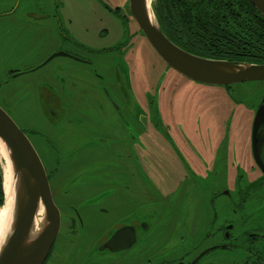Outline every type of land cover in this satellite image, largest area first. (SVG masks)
I'll list each match as a JSON object with an SVG mask.
<instances>
[{"label": "rangeland", "instance_id": "obj_1", "mask_svg": "<svg viewBox=\"0 0 264 264\" xmlns=\"http://www.w3.org/2000/svg\"><path fill=\"white\" fill-rule=\"evenodd\" d=\"M59 5L62 30L87 49L76 48L68 38L63 44L50 21L48 27L33 29L22 23L28 16L0 17V105L21 128L43 131L64 153L58 155L47 139L29 134L51 174L53 195L62 210L59 240L46 264L155 263L166 254L158 256L160 241L167 242L164 250L177 244V256L188 249L194 221L197 232L206 230L208 216L214 215L208 202L222 188L230 192L216 199V226L234 222L235 235L257 231L254 222L243 229L240 218L253 215V221L264 223V190L245 193L247 185L262 174L255 167L251 141L264 81L225 86L192 80L170 67L147 39L115 50L128 35L122 12L117 16L107 9L105 0H60ZM59 48L91 63L66 55L46 62ZM117 76L132 99V117L127 114L126 119L147 126L146 137L132 143L130 154L123 158L117 153H124V146L117 140L123 130L127 141L130 130L124 129L117 105L106 106L109 114L98 103L86 105L91 98L106 103L105 87L113 96L116 90L122 94ZM87 81L94 87L93 96L82 100L84 105L77 110L65 107L63 88L77 82L75 88L84 96L89 94ZM218 154L226 155V163ZM224 164L226 177L219 175ZM241 173L245 175L242 184ZM125 183L131 191H125ZM241 193L245 197H239ZM69 203L80 207L90 225H113L125 209L139 218L141 212L155 209L149 214L152 228L146 233L153 247L145 252L140 244L121 254L96 253L92 250L96 234L90 236L84 230L72 234L70 217L75 213ZM263 247L264 242L257 246ZM233 257L211 258L205 264H241L237 255Z\"/></svg>", "mask_w": 264, "mask_h": 264}, {"label": "flooded vegetation", "instance_id": "obj_2", "mask_svg": "<svg viewBox=\"0 0 264 264\" xmlns=\"http://www.w3.org/2000/svg\"><path fill=\"white\" fill-rule=\"evenodd\" d=\"M59 3H60V0H0V17L2 18L4 16H9V15L28 16L29 20L22 19V23L23 25L30 26L33 29H40L43 26L48 27L49 23H47V21H50V26H53V24L55 25V28L58 31V34L63 44L66 43L65 41L68 38L70 40V43L76 48L79 47L81 49H87L88 48L87 46L81 45L78 42H74V38L72 37L73 38L72 39L69 35H66L65 32L62 30L63 25H62V19L59 13V9H60ZM105 4H106V8L111 10L117 16L120 15L119 13L122 12L121 16L124 19V24L126 28L125 32L128 35L125 41H121L120 43H118L115 50H119V51L126 50L125 46L127 44L129 46L131 43H135L137 40H139V38L147 39L137 19L132 13L131 0H105ZM62 36H64L63 39H62ZM60 51L69 53V55H66V56H71L77 60H80L88 64L91 63L88 59L80 56L79 54L69 51V50H62V48H59V50H57L55 53L60 52ZM51 56L47 59L46 62L50 61L52 58L55 57L54 56L51 58ZM117 80L119 82L117 84L118 88L122 90L123 92L122 94H119L117 90L114 91V96H115L114 97L113 94L110 92V90L107 87H105L104 92L107 98L106 103H104L103 101L96 102L95 98L94 99L91 98V96H93L94 87L93 86L89 87L88 81L85 84V92L89 94H86L84 96H83L82 91L75 88L76 86H78L77 82L76 83L71 82L70 85H68L67 87H64L63 90L64 92H66L65 96L67 98L63 100V102H64L65 107L70 108L71 110L73 109L77 110L78 107H82L84 105L82 103V100L91 98L89 101H87L86 105L93 106L94 104L98 103L100 108H104L103 110L106 112V114H109L110 112L109 107H106V106L109 105V103L116 104L117 110L115 109V111L120 114V117L122 118L123 123H124V129L126 131L130 130L129 135L127 136V141L123 133V130H121L120 132V134H123V137H118V140H117L118 144L120 145L123 144L124 146L125 152L122 153L118 151L117 153L120 155L119 158H123L125 157V154H130L129 147H131L132 143L134 144L137 141L141 143V140H143V138L146 137L147 126L142 121H139L136 123L134 120H132V122H129V120L126 119L127 114H128L129 119L132 117V113H131L132 99L130 97V94L127 93V91L124 92L125 88L123 84L121 83L120 78L118 76H117ZM226 86H231V85H226ZM116 100H118L121 104L118 103ZM160 123H161L160 120L157 121L156 126H160ZM132 128H134V130H132ZM27 131H28L27 134L31 140L32 138L29 134H32V137L35 139L37 137L38 140L47 139L52 144V146H54L55 151L58 155L64 154L62 148L57 146V144H55L49 136L45 135L43 131L36 129V128H30L31 133H29V130ZM101 140L103 143H105L104 138H101ZM132 140H134V142ZM251 150H252V156H253L255 167L259 170L258 172H262V174L260 173L261 175L258 178L253 179L250 182V184L247 185V187L249 186L247 191L245 192L247 195L252 194V192H258L260 190H264V181H261L262 179L264 180V169L257 163L254 157L252 141H251ZM103 151H107L106 147L103 148ZM134 152L136 154V150H134ZM263 152H264V142L262 143V148H261V158L264 163V153ZM108 153H110V151ZM218 156L217 157L219 160L224 158V163H226V159H225L226 155L218 154ZM225 170L226 169H225V164H224L222 166V171L220 172L219 175L221 176L225 175ZM192 174H194L193 179L197 180L195 172H193ZM48 175L51 181V178H50L51 174L48 173ZM239 176H241L240 183L242 184L243 183L242 177L245 175L241 173ZM238 181H237V184H238ZM193 182L194 181L192 180L191 182L192 187H194ZM130 186L131 185H129L128 183H125L126 192L131 191L129 189ZM240 187H241L240 189V192H241L242 186ZM229 192L230 191L227 188H222L219 190V192L217 193L215 192L213 194V197L208 202V207L210 210L212 211L214 210V215L211 217L210 215L208 216L207 221L205 223L207 224V228L206 230L203 231V233L201 231L197 232L195 230L197 229L196 227H198V225H196L197 222L195 221L193 222L192 226L194 228V231H191L189 234L188 249L186 251L178 254L177 256H174V254L176 255L178 252V248L177 247L174 248L177 244H175L172 248L168 250H164L163 248L166 247L167 242H165L164 244L163 241H160L159 244L156 243V245L159 247V250H157V253L158 252L160 253L158 256H162L164 255V253H166L165 256L161 258L157 256L159 259L155 263H153L150 260V261H145L140 264H205V262L207 260H210L211 258H220L221 260L224 257L226 258L228 254L232 255V260H234L233 255H237L239 259L242 260L241 264H264V247L260 249L257 248V246L261 242H264V231H263L264 223H262L259 220L253 221L255 219L253 215L246 216V217L241 216L240 226L243 227V229L244 227H246V225L254 222L258 230L252 231V232L244 231L237 235L234 234V229L237 227L236 226L237 224L234 222H230L228 224L222 223L219 226H216L217 220H218L217 211H215V208L217 207L216 199L221 194H229ZM241 196L245 197V194L241 193L239 197ZM54 200L56 202L55 197H54ZM68 205L70 206V208H72V211H74L75 213V215H72V217H70L69 228L72 231V234H74L76 230H79L78 233H81V234H82V231L84 230L85 233H87L90 236L96 234L97 239H96V242L94 243L95 247L92 249L94 251L96 250V253L99 252V253H102L103 255L121 254V253L132 251L134 247H138L140 244L142 247H144L143 250L145 249V252L148 250V248L153 247L152 243H147L148 241L146 240L147 238L146 233L149 231V229L152 228V225H150L152 217L149 216V214H151L153 210L155 209H153L152 212H150L149 210H145L144 213L141 212L140 218L135 216L134 212L131 213V212H128L127 209H125L122 213H119L121 214V216L119 217V219H116V222L113 225L106 226L104 224H101V225L88 224L87 222H85L84 217L81 215L79 206H77L76 204H72V203H69ZM142 205H147V204L143 202ZM58 206H59V203H58ZM60 206L59 208L61 211V228H62V210ZM262 206H264V202ZM103 211H106V210H103ZM155 222L156 221H154V224ZM61 228H60V231H61ZM132 231L134 232L135 238H134V241L130 244V246L127 248H121V249L114 250L128 243L129 239H131ZM117 232L119 233L116 235ZM144 234L146 235L142 237ZM59 236H60V232H59V235L55 241V244L45 264L48 263V261L52 257L55 247L57 245V242L59 240ZM114 237L116 238L113 239ZM156 240H158V238H156ZM110 241H111V246L109 244ZM91 252L92 251L89 250L88 255ZM91 262L94 263L96 261H91ZM218 263H220V261H218L217 264ZM221 264H226V263H221Z\"/></svg>", "mask_w": 264, "mask_h": 264}, {"label": "water", "instance_id": "obj_3", "mask_svg": "<svg viewBox=\"0 0 264 264\" xmlns=\"http://www.w3.org/2000/svg\"><path fill=\"white\" fill-rule=\"evenodd\" d=\"M250 1L264 16V0ZM131 9L155 51L182 75L213 85L264 81V62L205 57L175 43L162 29L153 8V0H131ZM59 55L69 53L60 51L51 58ZM263 131L264 97L256 111L252 130L254 157L264 169L261 158ZM0 140L5 146L17 178L15 209L10 230L0 247V264H45L60 232L61 211L54 200L49 175L38 150L28 134L1 105ZM1 149L0 145V152ZM0 160L3 166L1 156ZM38 217L41 218L42 224L36 231L35 220ZM134 238L132 231L128 243L114 250L129 247ZM109 244L111 246V241Z\"/></svg>", "mask_w": 264, "mask_h": 264}, {"label": "trees", "instance_id": "obj_4", "mask_svg": "<svg viewBox=\"0 0 264 264\" xmlns=\"http://www.w3.org/2000/svg\"><path fill=\"white\" fill-rule=\"evenodd\" d=\"M153 8L164 32L190 52L264 62V16L250 0H153ZM3 179L0 160V206L5 202Z\"/></svg>", "mask_w": 264, "mask_h": 264}, {"label": "bare ground", "instance_id": "obj_5", "mask_svg": "<svg viewBox=\"0 0 264 264\" xmlns=\"http://www.w3.org/2000/svg\"><path fill=\"white\" fill-rule=\"evenodd\" d=\"M226 86V85H225ZM1 152L0 156L3 160L4 167V191L6 192L5 204L0 207V247L2 246L7 233L10 230L14 209H15V191H16V174L13 170L11 161L7 155L6 149L2 141L0 140ZM43 213V210L40 213ZM43 216V215H42ZM42 224L40 217L35 220V230L37 231Z\"/></svg>", "mask_w": 264, "mask_h": 264}]
</instances>
